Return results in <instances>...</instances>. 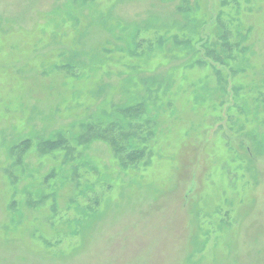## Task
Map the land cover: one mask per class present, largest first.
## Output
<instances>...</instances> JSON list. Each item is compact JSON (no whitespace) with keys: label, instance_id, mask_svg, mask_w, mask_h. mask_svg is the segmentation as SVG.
Here are the masks:
<instances>
[{"label":"rangeland","instance_id":"rangeland-1","mask_svg":"<svg viewBox=\"0 0 264 264\" xmlns=\"http://www.w3.org/2000/svg\"><path fill=\"white\" fill-rule=\"evenodd\" d=\"M0 264H264V0H0Z\"/></svg>","mask_w":264,"mask_h":264},{"label":"trees","instance_id":"trees-1","mask_svg":"<svg viewBox=\"0 0 264 264\" xmlns=\"http://www.w3.org/2000/svg\"><path fill=\"white\" fill-rule=\"evenodd\" d=\"M77 1L78 0H74V2H77ZM134 41H135V39L131 40V44H133ZM129 52H131L132 54L135 53V51L132 50V49H130ZM70 67H71L70 64H67L65 66V68H67V70H68L67 72L71 71ZM72 73L73 72L71 71V74ZM141 107H142V105L140 104V108ZM117 111L120 112V115H122L125 118H126L127 115H130L131 117L139 115V112H135L136 110L133 111L132 107H130V106L119 107V108H117ZM81 126H84V124L81 123ZM86 127H87L88 132L84 133L80 137L81 139H83V140H80L82 144H85V145L88 144V143L90 144V143H93L94 141H96V139L100 138L98 140L102 141L106 145L109 144L110 147L113 150H115L116 152L120 151V147H117V144L115 143L116 142L115 137H113V136H111V137L100 136L99 135L100 132H96L93 129L92 125H87ZM112 128L113 127L111 125V129ZM36 141H37L36 142V149L38 150V152L40 154H45V155L51 154V155H53L55 152H59V151L62 150V151H64L65 162H67L66 160H69V158H71V147L67 143L66 136H65L64 132L57 133V134L53 135L52 137H48L46 134H43V132H41L40 135L37 137ZM30 145H31V139L30 138H23V139L20 140L19 143L13 145L10 148V153H9L10 154V158L13 159L12 162H15V163H13V164H16L15 167H20V165L23 164L22 155L25 153L24 151H26L29 148ZM123 149L124 148H122L121 151H123ZM51 155H49V156H51ZM128 158L132 159V160L134 159L132 157H128ZM55 172H56L55 170H52L46 176L47 177L50 176V178L51 177L53 178L55 176ZM8 178L11 181V186H13L15 184L16 179L15 178H11L9 175H8ZM27 204L29 206L35 205V204H31L28 200H27ZM9 209H10V207H9Z\"/></svg>","mask_w":264,"mask_h":264}]
</instances>
